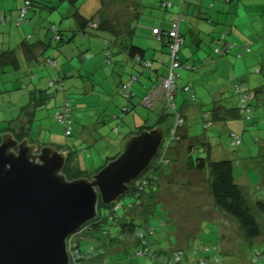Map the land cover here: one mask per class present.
<instances>
[{
  "label": "rangeland",
  "instance_id": "1",
  "mask_svg": "<svg viewBox=\"0 0 264 264\" xmlns=\"http://www.w3.org/2000/svg\"><path fill=\"white\" fill-rule=\"evenodd\" d=\"M119 1L125 2L122 4L123 7ZM16 2H19L16 5V12L14 13L16 17L13 16L6 24L2 23L0 26V39L3 38V34L8 32V30H23L29 24L31 25L30 30H49L51 32L50 41L53 36H57V29L62 30L66 36H71L73 34L72 30L77 29L76 8L82 14L89 17L94 13L96 14V11H100V2H95L94 0H77L75 3L68 0H33V5L26 4L25 0H12L13 4ZM132 3V0H108L106 3L107 14L112 16L111 18L113 19L117 18L114 20L120 23V21L125 20V14L126 19L129 18L130 11L134 7ZM19 6L20 8L17 10ZM46 6H50L51 8L46 9ZM153 11L164 15L163 10L160 11L158 7H154ZM256 14L252 17L251 26L244 25L243 23L239 24L238 21H241V17L237 16L234 30H246V34L253 35H250V37L248 35L233 36L234 41L239 44L236 47L230 46V52H225L226 47L223 43L212 44L210 42L213 32L208 35L203 34L202 37L206 36V39H208L207 47L203 48L204 50L207 49V52L196 62L197 53L199 52L197 50L198 43L193 41L191 39L192 34L188 33L187 44L182 43L179 53L180 61L184 66L177 67L174 70L177 74L178 93L176 91V96L178 108L183 101L190 103L187 106L185 104V107H183V113L186 114L188 111V115L186 114V121H182L181 123H185V131L188 136H195L202 141L206 139L205 141L208 142L211 150H213V152H208L200 144L198 146L199 149L196 150L197 152L194 151L192 155L195 158L203 155V157L208 156L214 160H233L237 182L243 186L245 192L247 191V197L252 202H255L259 197L264 198V185H261L262 178L264 177V95L258 92L254 102L253 100L250 101L252 111L248 119L244 116L232 118L225 122H215L207 128L204 126V119L208 118L205 111L213 106V100L216 98L221 99L218 93L220 89H225V96L227 97L221 101L228 106H233L239 105L240 99V96L235 91L236 83L245 80L252 87L255 85L260 86L259 81L262 80V77L259 72L261 69L264 71V60L257 62V60L261 59H249L248 61H256L257 64L253 65L250 63L251 67L246 69L248 72L247 75H244V73L246 74V70L245 72L242 71L241 66L243 65L241 60H244L245 56L241 58L237 57L241 56V45L246 46L253 41L251 45L254 49L258 45L254 41H264V12L261 16ZM221 18L222 20L226 18L224 21L229 23L228 20L232 17L231 15L222 14ZM224 24L219 25V30H227V26ZM252 24L254 25L252 26ZM86 30L98 29L88 27ZM86 36L88 37L84 38L88 41L92 38L89 34ZM101 37L103 38L102 35ZM78 38H80L79 34L72 41H67L68 43L61 48H65L67 51L69 45L72 47L80 40ZM93 38L98 39L99 37L93 36ZM190 39L192 40L191 42ZM242 41H245L243 42L244 45ZM2 42L3 40H0V51L8 48H17L13 43L7 44ZM124 43L130 45L129 36L126 37ZM147 43V46L153 45L151 39ZM2 45L4 46L2 47ZM154 47L158 48L157 46H152L151 50H147V57L150 58L155 54ZM87 48L88 57L86 60L89 65L86 64V66H83V60L80 55L81 50L76 53L73 51L71 55L68 52H66L67 54L65 53V55H70L69 60L71 63L69 65L78 68V70L70 71V74L73 73L75 75L77 71L81 73L82 77H69L70 74L67 75L66 72H61L66 85L63 97L58 105L64 103V95L67 93V96L73 102V135L67 136L64 123L54 117L55 112H57V105L55 104L58 101L56 99V86L53 87L48 82L51 77L55 79L59 75L50 77L47 75L45 69H37L38 72L35 71L37 74L33 81L38 83L37 85L41 89H45V93H48L50 96L47 99L46 105L37 112L32 124L30 138L41 146L53 144L58 148L60 146L71 145V143L76 141V144L79 145L81 165L87 168L88 173L91 174L98 165L103 163L108 155H115L121 152L126 138L133 130L140 129L142 125H153L158 121L159 113L163 110L168 111L172 103L167 98V94L161 92L154 93L149 99L150 102L147 105L143 104L141 98L145 92L144 90H138L137 85H142V82L144 83L145 77L151 73V69H144L142 67L143 73L139 75V79L137 78L139 81H135V84H132V90L137 94V98L135 99L136 105L125 116L121 117L122 114L119 111L123 107V104H125L126 99L120 94L121 88H119V85L117 88H113L115 76L108 81V88L104 87L106 79L109 78L108 75H111V66L106 62L102 45H88ZM208 48L211 51H208ZM213 50L214 54L212 56L216 59L208 54L210 53L211 55ZM220 51H223L222 54ZM111 52L113 53L112 50ZM200 53L202 52L200 51ZM126 56L128 54L123 51L113 55L116 68L114 70L122 67V71L118 70L120 74L119 76L116 74V77H121L120 79H124L125 81L128 80L130 76L129 71L131 66H133L129 65L130 62L126 60ZM167 56L169 60L165 64H169L168 74H170L172 61L169 51ZM123 61L125 63L119 66ZM218 61H226L223 69H220ZM154 62L157 63V60ZM229 63H234L236 66H229ZM135 65L133 69L135 68V73H138L137 70L141 66L136 62ZM185 65L196 66L195 69H190ZM92 75L98 84L97 92L94 90L90 91L92 86L89 83ZM31 77L26 76L20 71L17 72L13 68L0 74V141L3 132L8 130L10 121L17 118L21 113V106L27 102L26 97L29 96L27 85L23 86V83L21 89L12 90L14 85H18L15 80L23 78L25 81H30L33 79ZM235 78L237 79L234 80ZM73 79L79 82L78 86L70 85ZM120 83L122 84V81ZM184 85L189 86L190 89L184 91L182 89ZM119 114L120 116H118ZM172 118L168 119V125L171 124ZM233 131L241 139L242 144L239 146L234 145L237 139L231 136ZM171 134L173 136L177 133L173 130L168 131L163 144L164 151H162L161 156L156 160L158 163L164 157L165 146L168 145V139L171 138ZM183 147L185 148V145ZM87 153H89V156H87ZM181 159L177 164L173 163L166 167L168 175L163 178L159 198V201H164V203L158 202L156 204L154 213L150 216L147 223L149 226L156 227L155 233L147 237L153 250L163 249L171 251L179 247L186 250L190 249L186 251V258L180 263L175 264H202L198 258L200 255L194 253L195 248H205V245H208L212 250H220L222 246L223 259L237 261L240 264H256L251 262L252 252L253 249H258L261 252V256L258 259H261L260 264H264V216L260 215L258 217L263 234L254 241V246L250 245L243 238L237 221L214 206L213 199L210 196L209 185L205 180L210 178L207 171L204 170L197 175L195 172H188V161L185 158ZM120 200L125 208L131 206L135 201V197L126 194ZM150 202L152 201L150 200ZM124 208L119 210L120 215L124 212ZM207 208L209 210H205ZM104 209L103 211H105ZM115 223L117 224V221H110L109 227L117 231L119 225ZM146 227L144 224L140 226L141 229H146ZM135 240L132 235L126 234L123 241L108 243L106 254L116 256L117 252L122 253L118 259L125 260V253L129 249L127 257L132 260L133 264H153V260L146 256H135V250L139 249L135 248ZM72 241H81V246L86 251L90 244L89 240L80 235L72 236ZM213 252L209 253V255L215 260L216 257ZM85 261L83 264L90 263L89 261ZM96 261L102 263L100 257L96 258Z\"/></svg>",
  "mask_w": 264,
  "mask_h": 264
},
{
  "label": "trees",
  "instance_id": "2",
  "mask_svg": "<svg viewBox=\"0 0 264 264\" xmlns=\"http://www.w3.org/2000/svg\"><path fill=\"white\" fill-rule=\"evenodd\" d=\"M32 1L33 0H25V3L27 4V2H29V5H33ZM68 1H71L73 3L77 2V0H68ZM168 3H170V5H166ZM171 5L172 3L169 1L161 2V6L164 7H168ZM46 7L49 9L51 8L50 6H46ZM75 10H76L75 18L77 19L78 29L72 30L73 34L71 36H66V34H64L62 30L57 29L56 32L57 36L56 37L53 36L51 41H48L47 43L44 44H48L51 46L55 44L54 46H56L57 48H61L66 43H68L67 41H72L77 34H79L80 37L84 38L86 36L85 30L88 27L90 28L95 27L98 30L100 29L105 30V25L109 24V21L105 19L104 12H101V10L99 12H96V14L95 13L92 14L90 17L82 14L80 10L77 8ZM160 30L166 32L167 30H171V29L160 28ZM179 34L183 38V43H184L183 35L180 32ZM163 42L165 43L169 51L168 43L166 41ZM229 45L236 46L235 43H230ZM37 46L27 41L26 43L21 45L22 52L24 54H28L30 52L31 56L36 57ZM230 46H228L225 49V52H228L230 50ZM128 49H129V55L134 60L136 56H139L142 60L146 59L142 57V55H144L145 53V49H143L142 47L134 43L133 44L131 43L128 46ZM105 52H106L105 57L107 64L110 65L112 69H114L115 65H114L113 55L109 50H106ZM222 52L223 51H220L221 54ZM29 55H26L28 56L27 57L28 59L30 58ZM16 57L17 55L15 51L12 50L0 51V68L6 69V66L8 67L12 66L19 69L20 60L17 59ZM35 59L38 64L40 62H46L49 65L58 68L57 60L53 57H47L44 58L43 60H40L39 57H36ZM179 61H180V56H179ZM180 64L181 67L184 66V64L181 61ZM139 65H141V63ZM185 66H187L190 69H195L196 65H185ZM152 69L153 66L151 67V72ZM32 71L34 72V70ZM261 71L262 70H260V72ZM58 75H59L58 78L55 77V79L54 77H51L48 83L53 87L56 86L57 93L58 92L64 93L66 82L64 77L61 76V74ZM71 76L72 75H69V77ZM132 76L134 75H131L130 78ZM130 78L126 82H122V84L120 83L119 85V88H121L120 94L127 101V102L125 101V104H123V107L119 111L122 114L121 117L125 116L132 109V107L136 105L135 99L137 98V94L136 92H134V90H132V85L128 84ZM154 86H157V84ZM235 86H236L235 91L240 96L239 105L237 106L219 105L218 103H216V101H213V106L207 111H205L206 116L208 117L204 119V126L206 128L214 124L215 122H219V121L225 122L228 119L244 116L243 108L241 106L242 95H245V93L249 91H253L254 98L252 100L254 102V100L257 97V93L261 90L260 86L259 88L258 87L254 88L245 80L236 83ZM237 86L241 87V89H237ZM186 88L190 89V87L186 85H184L182 89L185 91ZM14 89L15 90L21 89V85L19 84L17 86L14 85L12 90ZM127 89H129L128 90L129 92H127ZM177 89H178V85L176 84L172 99L170 101L172 103V106L171 108L168 109V111L163 110L161 111V113H159L158 121H156L153 125H142L140 129L132 131V133H138L145 128H152L157 125H162L166 127L167 133L168 131L170 132L176 129L177 134H174L173 136L171 134L170 136L171 138L168 139L169 143L167 146H165L166 148L164 152V157L161 159L160 163L156 161L161 156L162 151H164L162 145V147L159 150V153L153 159L151 166L148 169H146L142 173V175L138 178L140 179V181L137 183L136 180L131 184L130 190L127 193L135 197V201L131 204V206L124 208L120 200L123 196L117 202H114L111 206H105L103 202L100 200L98 218L89 222L79 232L74 234V235L84 236L87 240H89L90 244L86 251L82 248L81 241H75V242L72 241V245H74L71 247V252L73 257L72 264H83L85 260L89 261L90 262L89 264H102V263L103 264H133L132 260L128 259L127 257V253L129 249H127L125 253L126 254L125 260L118 259L120 257V254L122 253L117 252L116 256L113 254L111 255L106 254V248L108 243L118 242L121 240L123 241L126 234L127 235L130 234L136 239L135 248H139V249L135 250V254H136L135 256H146L149 259L153 260V264H175L183 261L187 255L186 251H189L190 249L186 250L185 248L179 247V248H174L171 251H166L163 249L153 250V248L150 245V242L147 239L149 235H153L156 231L155 226L147 225L149 218L154 213V208L156 207V204L158 202L164 203V201H159V198H160V189L162 186L163 178L168 175L166 172V167L173 163L177 164L179 160H182L181 158L183 159L185 158L188 161V162L186 161L188 172H195V174L197 175L199 172H202L204 170L207 171L210 178L205 180L209 185L210 196L213 199L215 207L220 211H222L223 213H225L226 215L233 217L237 221L239 230L243 238L247 242H249L250 245L254 246L253 244L254 241L262 236L263 230L261 228L258 217L260 215L264 216V198L259 197L255 202H252L248 199L247 191L245 192L243 186L237 182L233 160L231 159L214 160L208 156L203 157V155H199L198 157L195 158L192 155L194 151L199 149L198 146L200 144H202L204 148L208 150V152H210L211 148L208 142L205 141L206 139L202 141L200 138L198 139L195 136L192 137L188 136L187 132L185 131L186 130L184 126L185 123L178 124L180 118L183 121H186V114L183 113L184 110L183 107L185 106L186 101L180 103V107L178 108L177 105L178 102L176 96ZM49 96L50 95L48 93H45V89H41L39 86L34 84L33 87L30 88L29 90V96L26 97L27 102L21 106L22 107L21 108L22 110L20 111L21 113L17 116V118L12 119L10 121L8 130H12L15 132L13 128V124L16 122L18 124L19 123L23 124V120L25 119L24 124L22 125V130L20 132L19 138L20 139L24 137L30 138V134L32 131V124L36 118L37 112L46 105ZM64 99L65 101L63 104L57 105V109H56L57 112H55L54 117L58 119L57 114H64L67 116V120H64L62 122L64 123L66 135L71 136L74 133V128H73L74 119L72 117L73 102L67 96V93L66 95H64ZM141 101L143 100L141 99ZM118 116H120V114ZM20 117H23L24 119H20ZM170 117L173 118L171 120L172 121L171 124L168 125L167 121ZM67 121H69V124L67 123ZM68 125H70L71 127L70 134H67L66 132ZM232 134L231 136H233L234 138L236 139L239 138V136H237L234 131L232 132ZM241 144L242 142L240 139V141H237L234 145L239 146ZM184 145L185 148L183 147ZM66 147L69 149V158L64 168V173L66 174V176L69 179H74L89 174L88 169L84 168L81 165L79 145L76 144V141H74V143H71V145L60 146L59 148H66ZM119 153L120 152H118L115 155H108L104 159L103 163H101L95 168L94 172L100 170L108 161L115 158ZM87 156H89V153H87ZM261 182H262L261 185H264V177L262 178ZM150 200L152 202H150ZM103 208H105L104 209L105 211H103ZM122 208H124V212L120 215L119 210ZM110 221H117V224L115 223L116 225H119L117 231H114L112 228L109 227ZM143 224L147 226L146 229L140 228V226ZM218 250L219 249L212 250L211 247L205 245V248L202 247L195 248L194 253L200 255V257L198 258L200 259L202 264H212V261L213 264H240L237 261L234 262L232 260L223 259L224 257L222 256V251H223L222 247H220L219 251ZM138 251H141L142 254H138ZM177 251L183 252V255L180 258L176 257L175 255V252ZM212 252L215 253L216 258L219 256L220 261H217L216 258L215 260H213L214 258L210 257L209 253ZM260 254L261 252L258 249L256 250L253 249L251 262L260 264L261 259H258L259 256H261ZM98 257L101 258L102 263H98L96 261V258Z\"/></svg>",
  "mask_w": 264,
  "mask_h": 264
},
{
  "label": "water",
  "instance_id": "3",
  "mask_svg": "<svg viewBox=\"0 0 264 264\" xmlns=\"http://www.w3.org/2000/svg\"><path fill=\"white\" fill-rule=\"evenodd\" d=\"M23 124L14 123L15 132H3L0 141V264H72L68 240L98 218L100 200L111 206L129 192L167 128L130 134L100 170L69 179V149L20 139Z\"/></svg>",
  "mask_w": 264,
  "mask_h": 264
},
{
  "label": "crops",
  "instance_id": "4",
  "mask_svg": "<svg viewBox=\"0 0 264 264\" xmlns=\"http://www.w3.org/2000/svg\"><path fill=\"white\" fill-rule=\"evenodd\" d=\"M94 1L100 2L99 10H101V12H104L105 19L109 21L110 25L109 24L105 25V30H85L86 35L89 34L91 35L92 38L89 41L86 38H82V37L78 38L80 40L76 42L72 47L69 45L67 51L65 50V48L56 49L57 47L54 46L55 44H53L52 46L48 44H44L50 41L49 37H50L51 32L49 30H30L31 29L30 24L26 25L23 28V30H8V32H5L3 34V38L0 39V40H3L2 43H7V44L13 43L17 46V48L16 49L8 48V49H3V50H12L16 52V55H17L16 58L20 60V68L17 69L12 66H9V67L6 66V69L0 68V74L12 68H14V70L17 72L20 71L21 73L25 74L28 77H31V75L34 73L31 77L33 79L30 81H25L23 78L21 80L20 79L15 80V82H17V84L21 86H22V83H23V86L27 85L28 90H30V88H32L34 84L35 85L38 84L35 81H33L37 74L36 72H38L37 69H45L47 71V75L50 77L56 74L57 75L61 74V72L63 71L66 72V74L68 75L70 74V71L78 70V68L72 67L71 65H69V63H71L69 60V56L72 54L73 51L74 53H76L79 50H81L80 52H81V57L83 60V66L84 65L86 66V64L89 65L86 60L88 57L87 56L88 55L87 46L88 45L89 46L102 45V49L104 50L103 51L104 57H105L106 50H109L110 52L112 50L114 54L121 53L122 51L127 53L128 56H126L127 57L126 60H129L128 62H130L129 63L130 66L133 65L131 66L129 75L131 76V75L136 74L138 75V79H139V75L143 73V68L140 65L141 67L139 68V70H137L138 73H135L136 69L135 68L133 69V67L136 66L135 65L136 61L134 62V59H132V57L129 55V49H128L129 45L124 43V41L126 40V37L129 36L130 44L134 43L142 47L143 49H145V53L144 55H142V57L146 58L145 60L147 59L151 60L153 63L152 72L149 73L147 77H145L146 80L144 81V83L142 82V85L140 84L137 85V87L139 88L138 90H144L145 92L144 96L141 98L143 100L145 95L151 92L155 88L154 85L156 84L158 85L161 82V79L164 78L168 74L169 64L168 65L165 64V63H168V60H169L167 56L168 48L163 42L164 40L159 39L153 33L152 31L153 28L160 27L162 29H169V28L172 29L174 26H177L179 32L184 37V44H187V39L189 38L188 33H191L192 34L191 39L198 43L197 50L199 52L197 51L198 57L195 60L196 62L203 55H205V52H207L206 51L207 49L204 50L203 48L207 47L208 39H206V36L202 37L203 34L208 35V34H211V32H213L212 33L213 37L211 36L212 39L210 41L212 42V44L218 43V42L223 43L225 45H228V43H235L237 46L239 43L234 41L235 39L233 38V36L239 37V35H242V36L248 35V33L247 34L245 33L246 30H234L235 24L237 23V16L241 17V21H238L239 24L243 23L244 25L251 26V22H252L251 20L254 14L257 13L256 15L261 16V14L264 12V0H158V1L132 0L133 1L132 5H134V7L130 11V14L128 16L129 18L126 19L125 17L126 14H125L124 15L125 20H122L120 21V23H118L117 20H114L117 18L113 19L111 18L112 16H109L107 14L106 3L108 2V0H94ZM166 1L171 2L172 5L168 7L161 6V2H166ZM119 2L121 3V5L125 3L122 1H119ZM18 3L19 2H16L13 4L12 0H0V18L3 17L2 21L0 22V26L2 25V23L6 24L7 21H10V19L13 18V16H15L14 13L16 12L15 11L16 5H18ZM20 6L17 7V10L20 8ZM154 7H158L160 11L163 10L164 15H161L160 13L157 14L155 11H153ZM96 12H99V11H96ZM222 14L231 15L232 18L228 20L229 23H227V21H224L226 20V18L222 20L221 18ZM144 17L145 19H143ZM222 24L227 26V30L226 29L223 31L219 30V25H222ZM253 25L254 24H252V26ZM202 30H205V31H202ZM101 35L103 36V38L101 37ZM250 35H253V34H250ZM250 35H248V37H250ZM93 36L99 37V38L94 39ZM85 37H88V36H85ZM150 39L153 45L147 46L146 44H148L147 42ZM191 39H190V42L192 41ZM27 41L31 44H35L36 46L38 45L36 49V57H39L40 60H43L44 58H47V57H53L57 60L58 68H55L46 62H40L38 64L35 59L36 57L31 56L30 52L28 54H24L22 52L21 45L26 43ZM261 41L259 42L254 41V43H258L257 48H254V49H253V46L251 45L253 41L252 43H249L246 46L241 45L240 47L241 56H237V55L236 56L238 58L245 56L244 60L239 59L242 61L243 66H241V69L243 72H245L246 69H249L251 67V64L255 65L257 64V62L264 60V41L262 42ZM243 42L245 41H242V44ZM3 46L4 45H2V47ZM152 46H157L158 48L156 49L154 47L155 54L149 58L147 57V52H148L147 50H151ZM200 51L202 53H200ZM208 51H211V49L208 48ZM66 52H68V54L70 55L69 56L65 55ZM113 53L111 52L112 55H114ZM208 54L209 56L214 58L212 56L214 54V50L211 55L210 53ZM26 55H29L30 58L28 59L27 58L28 56ZM255 58H258L261 60H257V62L248 61L249 59L253 60ZM156 60H157V63L154 62ZM225 62L226 61H223V62L218 61L220 69H223ZM124 63L125 61L121 62L119 66H122ZM230 65H235V64L229 63V66ZM258 66L260 65L258 64ZM114 69L111 68V75H108L109 78L106 79L105 84L103 83L104 87L108 88V81L111 80L113 76H115L113 80V86H114L113 88H117V86L120 85L119 84L120 81L126 82L124 79L121 80L120 79L121 77H116V74L119 76L120 71L118 70L122 71V67H119L118 70H114ZM32 70H34V72ZM247 72L248 71L246 70V74L244 73V75H247ZM259 74L262 77V80L259 81L260 82L259 84L261 87V90H260L261 92L260 91L259 92L264 95V71L262 70L261 72H259ZM70 75L76 76V77H79V76L82 77L81 73L77 71L75 75L73 73ZM138 79L136 81H139ZM236 79L237 78H235L234 80ZM85 81L88 82L87 80ZM78 84L79 82L76 81V79H73L72 82L70 83L71 86H75V85L78 86ZM89 84L92 86L90 91L92 92L94 90L95 92H97L96 89L98 87V84L94 80L93 76ZM257 87L259 88V86ZM218 93L220 94L221 99L216 98L213 101H216V103H218L219 105H226L221 101L227 98L225 96V89L224 88L220 89ZM62 95H63V92L57 93L56 99H58V101L55 105H58V103L63 97ZM185 104L187 106L190 103H185ZM233 106H237V105H233ZM187 112L186 114L188 115ZM219 122H222V121H219ZM210 151L213 152V150H210ZM205 210H209V208Z\"/></svg>",
  "mask_w": 264,
  "mask_h": 264
},
{
  "label": "built area",
  "instance_id": "5",
  "mask_svg": "<svg viewBox=\"0 0 264 264\" xmlns=\"http://www.w3.org/2000/svg\"><path fill=\"white\" fill-rule=\"evenodd\" d=\"M27 4L29 5V2H27ZM166 5H170V3L166 4ZM3 17L0 18V22L2 21ZM96 25V24H95ZM153 33L159 38L162 39L164 41H166L168 43L169 46V53H170V57H171V70H170V74H168L166 77H164L161 80V83L157 86H155V88L149 92L144 98H143V104L147 105L150 101V97H152V95L154 93H165L167 94V98L169 99V101H171L172 96H173V92L175 90L176 87V76L177 74L175 73V68L180 67V61H179V50L180 47L183 43V38L181 37V35L178 32V28L177 26H174L171 30H167L166 32H163L162 30H160V28L156 27L153 28ZM230 43H228V45H225V47L227 48ZM136 63L140 64L144 69H151L152 67V61L151 60H142L139 56H136L135 58ZM138 76L134 75L130 78L129 80V85L133 84V82H135L137 80ZM128 85V86H129ZM188 89V88H186ZM237 89H241V87L237 86ZM129 89H127V92ZM254 98V92L253 91H249L247 93H245V95H242L241 97V106L243 108V113L245 118H250L251 116V111H252V107L250 104V101ZM171 103V102H170ZM57 118L60 121H64L67 120V116L64 114H57ZM183 120L180 118V121L178 124H182ZM67 123L69 124V121H67ZM174 132L176 131V129L173 130ZM67 134L71 133V127L70 125H68L67 127ZM237 141H240V139H237ZM140 181V179H137V183ZM68 244H69V250L72 256V252H71V247L74 246L72 245V237L68 240ZM138 254H142L141 251H138ZM176 257L180 258L183 255L182 251H177L175 252ZM73 258V257H72ZM217 261H220L219 256L216 258Z\"/></svg>",
  "mask_w": 264,
  "mask_h": 264
},
{
  "label": "clouds",
  "instance_id": "6",
  "mask_svg": "<svg viewBox=\"0 0 264 264\" xmlns=\"http://www.w3.org/2000/svg\"><path fill=\"white\" fill-rule=\"evenodd\" d=\"M72 237V236H71Z\"/></svg>",
  "mask_w": 264,
  "mask_h": 264
}]
</instances>
